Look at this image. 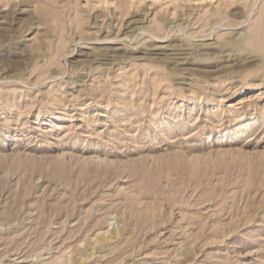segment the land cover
Returning <instances> with one entry per match:
<instances>
[{
  "label": "rangeland",
  "instance_id": "374dc122",
  "mask_svg": "<svg viewBox=\"0 0 264 264\" xmlns=\"http://www.w3.org/2000/svg\"><path fill=\"white\" fill-rule=\"evenodd\" d=\"M0 264H264V0H0Z\"/></svg>",
  "mask_w": 264,
  "mask_h": 264
},
{
  "label": "bare ground",
  "instance_id": "6f19581e",
  "mask_svg": "<svg viewBox=\"0 0 264 264\" xmlns=\"http://www.w3.org/2000/svg\"><path fill=\"white\" fill-rule=\"evenodd\" d=\"M211 138H212V135L208 136V138H207V139H208V140H210Z\"/></svg>",
  "mask_w": 264,
  "mask_h": 264
}]
</instances>
